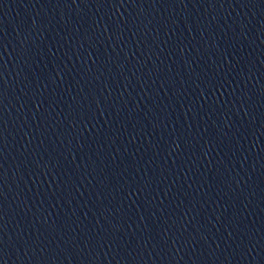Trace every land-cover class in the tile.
Segmentation results:
<instances>
[{"label": "water", "instance_id": "water-1", "mask_svg": "<svg viewBox=\"0 0 264 264\" xmlns=\"http://www.w3.org/2000/svg\"><path fill=\"white\" fill-rule=\"evenodd\" d=\"M0 264H264V0H0Z\"/></svg>", "mask_w": 264, "mask_h": 264}]
</instances>
